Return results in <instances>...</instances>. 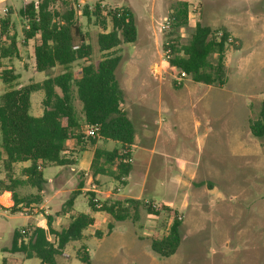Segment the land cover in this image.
Masks as SVG:
<instances>
[{
    "label": "rangeland",
    "instance_id": "1",
    "mask_svg": "<svg viewBox=\"0 0 264 264\" xmlns=\"http://www.w3.org/2000/svg\"><path fill=\"white\" fill-rule=\"evenodd\" d=\"M15 1L9 3L15 4ZM17 1L22 6L23 0ZM178 1L56 0L54 4L61 14L74 8L76 19L90 35L95 64L107 54L100 51L97 35L110 31L112 25L107 21L105 29L94 16L86 17L84 9L87 7L93 12L101 2L102 9L105 6L124 7L134 13L137 40L123 43L115 51L121 56L116 77L126 92L122 108L132 118L138 133L140 130L142 134L144 129L149 143H153L155 129L161 128L157 154L152 161L148 153L133 149L137 169L145 174L148 172L142 192L140 185H118L107 176L97 179L91 170L86 182L89 190L77 195L76 208L77 213H89L88 193L93 185L103 192L95 194L101 202L108 199L105 192L118 194L121 187V195L141 196L143 203L159 215L149 214L146 208H141L139 221H115L110 234L107 226L111 219H107L106 213L99 212L97 224L85 230V238L66 246V260L59 256V264H83L78 252L84 249L91 264H264V137L253 136L249 127L250 120L259 118L264 103L263 25L257 20L249 21L253 34L245 32L239 48L240 41L230 36L232 41L228 42L227 51L232 52V58H228L226 83L210 87L196 83L190 76L181 78V71L166 57L165 42L176 38L170 15ZM185 1L189 3V24L178 31L181 43L190 40L196 24L207 25L210 18L207 14L201 16L204 0ZM221 1L223 6L224 0ZM4 7L0 6V18ZM227 9L224 5L222 15H226ZM242 12L252 19L258 15L260 18L264 15V0H248V7ZM231 13L229 10L227 15ZM20 17L14 14L12 19L22 32ZM215 30L220 38L223 29ZM24 55L23 65L17 59L12 63L6 61L7 65H17L19 78L11 84L0 79V95L31 83H41L47 78L46 73L33 70L32 51L26 49ZM215 58L213 55L211 61ZM82 64L83 61L77 62L72 70L80 73ZM53 72L62 73L64 68L57 67ZM43 98V91L32 93L33 116L42 115ZM74 103L81 116V102L75 98ZM143 125L151 127L145 129ZM88 145L94 146L91 142ZM118 146L111 142L108 149ZM24 166L28 165L15 166L13 179H25ZM53 169L47 168L44 176L49 178ZM1 180L9 183L2 161ZM76 187L75 177L68 189ZM131 189H134L133 193H130ZM18 192L27 195L35 189L21 185ZM68 201L65 194L55 198L53 216L67 211ZM169 209L176 211L182 220V241L175 255L161 257L152 250L151 239L168 232L174 218ZM45 210L37 207L28 210L30 215H39L34 218L25 212L0 211V264L9 257L17 260L15 264H42L38 258L12 254L10 247L15 232L46 221V217L41 216ZM97 231L102 235L97 236ZM5 248L8 250H3Z\"/></svg>",
    "mask_w": 264,
    "mask_h": 264
},
{
    "label": "trees",
    "instance_id": "2",
    "mask_svg": "<svg viewBox=\"0 0 264 264\" xmlns=\"http://www.w3.org/2000/svg\"><path fill=\"white\" fill-rule=\"evenodd\" d=\"M55 3L56 0L31 1L20 10L23 43L34 41L35 69L46 73L47 78L41 83H31L0 95V161L9 181H0V198L11 205L13 214L33 208V205L39 206L45 193L43 171L51 166L72 165L74 154L82 152L89 142L96 144L102 139L120 144V148L112 151L96 150L91 168L93 177L108 175L123 184V179L132 171L131 163L123 160L132 156L130 146L134 144L136 130L122 108L126 92L116 77L121 56L115 51L123 43L137 40L134 13L124 7L105 6L102 9L101 2L93 12L87 7L84 9L86 17L94 16L105 29L107 21L112 25L110 31L97 35L100 51L107 54L95 64L90 35L76 19L74 8L61 14L54 8ZM10 14L0 19V79L7 84L19 78L16 69L6 65V61L11 62L20 53L18 35L11 34ZM170 20L176 38L166 41L164 47L172 51L171 65L196 83L223 86L229 34L223 30V35L218 38L215 29L198 23L190 40L181 43L178 31L189 24V3L185 0L176 3ZM213 55L216 56L214 62L211 61ZM79 61L84 64L80 73H76L72 66ZM57 67L64 68V72L54 74ZM37 91L44 93L43 113L38 117L31 114L32 93ZM75 98L81 102V116L76 110ZM85 126L96 128L95 138L84 134ZM249 127L253 136L264 137V103L259 118L250 120ZM72 141L77 151L70 149L69 142ZM23 163H29L22 170L25 179H13L15 166ZM21 185H28L35 192L21 195L18 192ZM78 194L81 192L73 193L70 206ZM94 196V193H88L89 207L92 212H105L111 217L107 226L109 233L113 231L115 221H139L141 208H146L149 214L159 215L142 200L116 196L102 202V208L98 209L93 202ZM169 211L174 218L168 232L151 239L152 250L161 257L175 255L182 241V220L176 211ZM53 220L48 216L45 227H35L26 234L15 232L10 252L38 258L42 264H59L57 258L64 255L66 246L82 240L84 231L95 223L92 215L81 213L73 217L66 228L56 230ZM96 233L102 235V232ZM78 256L83 264H91L86 249L79 251Z\"/></svg>",
    "mask_w": 264,
    "mask_h": 264
},
{
    "label": "crops",
    "instance_id": "3",
    "mask_svg": "<svg viewBox=\"0 0 264 264\" xmlns=\"http://www.w3.org/2000/svg\"><path fill=\"white\" fill-rule=\"evenodd\" d=\"M10 1L11 0H0V6L5 5V7L2 10L3 16H1L0 19L5 17L9 12L11 13L10 16H11V20L13 23V29L11 31V34H17L18 40L20 43L19 44V52H20L19 57L15 58V59L18 60V63L23 65L24 61H25L24 53H25L26 49L28 51L31 50L33 53L34 41H31V42L27 43L26 45L23 43L22 32L18 31L17 26H16L17 22H14L12 17L14 14H17L20 17L21 8L26 3L31 2V1L30 0H23L22 6L18 5L17 0L15 1V4L9 3ZM224 5L228 7V9L226 10L227 12L229 10L232 11L231 14L227 15V12H225L226 15L225 16L222 15V13H223L222 9H223ZM223 6H222L221 0H204V6L202 5L200 7V10H201V14H202L201 16H203V14H207L210 16L209 24H207L206 26H208L212 29L221 28V29L225 30L229 34V37L232 36L236 40L240 41L239 45L237 46L238 48L242 45L241 37L245 34V32H247V33L251 32L253 34V31H252L253 28H250L249 24H248L249 21L252 22V21L257 20L258 23L260 22L261 25H263L262 26V32H263V37H264V24H263L264 23V15L260 16V18L258 15V17L252 19L250 17H247V15L243 14V12H242V10L244 8L248 7V0H224ZM5 9H7L8 12L6 14H3V11ZM220 15H221V17H220ZM258 19H260V20H258ZM20 21H21V17H20ZM210 23L212 25H210ZM231 55H232L231 51H229V50L226 51V54H225V66L226 67H228V65H229L228 58H230ZM231 58H232V56H231ZM33 61H34V58H33ZM10 63H12V61ZM6 65H7V62H6ZM7 66L8 67H14L16 69L15 66H17V65L10 64ZM33 67H34L33 70L36 71L35 64ZM16 73H17V69H16ZM159 76H161V73ZM130 120L133 122L132 118H130ZM143 123H145V121H143ZM200 124L201 123L199 121L198 125L200 126ZM147 127H151V125H147V126L143 125V128L146 129ZM160 135H161V128L158 126L154 132L153 143H149L148 140L150 138L148 136H146L144 129L142 130V134H141L140 130H139V133H138V131H136L134 144L132 146H130L132 160H133L131 163L132 171L127 178L123 179L124 180L123 184L116 182L111 176H108V175H98L97 179L102 178V176H107L108 178L113 179V181L116 182L118 185H129V184H131L132 187L140 185V187L142 186V190L140 189V192H142L143 187L146 183V177H147L148 172L145 174L143 172V170L137 169V165L135 164L136 163L135 162V154H134L133 149L134 148L140 149L141 151L148 153V155L152 161L154 156L157 154L156 147H157V143H158V139L160 138ZM111 142H114V141L101 139V140H98L97 143L94 144L93 147H91V145H88V144L85 145L84 150L82 152H77L76 154H74V156L72 158V159H74L73 165H70L67 167H54L49 178H46L44 176L45 181H46L45 193H44V198H43L44 203L42 202L39 206L33 205V208L37 207L40 210H43L45 208L46 209L45 214H41V216L42 215L45 216L46 221L44 223L43 222H36L35 224H33L27 228H23L22 230H26L29 232L33 228L38 227V226L39 227H45L47 224V217L48 216H52L54 218V220H53L54 228L56 230H62L63 228H66L70 224L73 217L77 216L78 214H81V213H77V211H76V208L78 206V202H77L78 197H76L73 200V204L71 206L69 205V202H70V200H72V195L74 192H81V194H82V192L89 190V188L86 187V182H87V178L89 177L90 172H91L92 163H93L94 157H95V152L98 149L103 150V151H112V150L108 149V146ZM114 143L119 145L116 148H120L119 143H117V142H114ZM69 146H70V149L73 150L75 148V142L74 141L69 142ZM75 150L77 151L78 148L76 147ZM68 153L70 154V151L67 152V154ZM23 164L29 166V163H23ZM24 167H26V166H24ZM52 167L53 166L48 167V168H52ZM44 171H43V173H44ZM75 177H76V181H77V187L68 189L69 183L74 182ZM102 179H106V177L102 178ZM48 188H49V191H48ZM98 191H99L98 193L101 192L99 189H98ZM119 191L120 192L118 194H115L112 191H108V192H105V195L108 198H110L112 196H116L119 198H132V199L141 200V196H138V195H121V187L119 188ZM133 192H134V189H131L130 193H133ZM31 193H34V192H31ZM101 193H103V192H101ZM64 194L69 197V201L67 202V205H68L67 209L68 210L65 211L61 215L53 216L54 205L52 204V202L55 200V198L61 197ZM88 206H89V204H88ZM33 208H24L22 212L27 213L28 210H31ZM0 211H3L4 213H7L8 211L11 212V205L5 199H1V198H0ZM98 213L99 212H92L90 207H89V213H84V214H90L94 217L95 223L92 226H95L98 222L97 217H96V214H98ZM103 213H105V212H103ZM28 215L31 218L39 216V215H30V214H28ZM109 218L111 219V217L107 214V219H109ZM63 224H64V226H62ZM21 231H19V232H21ZM111 233L112 232H110V234ZM83 238H85V235ZM3 250L6 251L8 249L5 248ZM65 250H66V248H65ZM65 250H64V255H62L61 257L65 258V260H66ZM12 254H22V253H12ZM16 262H17V260L14 257H9L7 259L5 258L3 260V264H15Z\"/></svg>",
    "mask_w": 264,
    "mask_h": 264
},
{
    "label": "built area",
    "instance_id": "4",
    "mask_svg": "<svg viewBox=\"0 0 264 264\" xmlns=\"http://www.w3.org/2000/svg\"><path fill=\"white\" fill-rule=\"evenodd\" d=\"M8 12V10L7 9H5L4 11H3V13L4 14H6ZM28 28V27H27ZM223 35V33L221 34V36ZM220 36V37H221ZM229 41H232L231 39H230V37L228 38V42ZM166 57L168 58V59H170L171 58V56H172V51L170 50V49H167V51H166ZM181 74V78H184V77H186L187 75L184 73V72H181L180 73ZM83 132H84V134L86 135V136H88V137H93V138H95L96 137V128H93V127H89V126H85L84 128H83ZM126 153V152H125ZM132 156L131 157H129V158H125L124 160H123V162L124 163H132ZM92 193H94V195L95 194H97L99 191H98V188H97V186L96 185H93L92 186V189L90 190ZM93 202L95 203V206H96V208H98V209H100V208H102V202H101V200L98 198V196H94V198H93ZM28 231H26V230H22L21 231V233L22 234H26Z\"/></svg>",
    "mask_w": 264,
    "mask_h": 264
}]
</instances>
